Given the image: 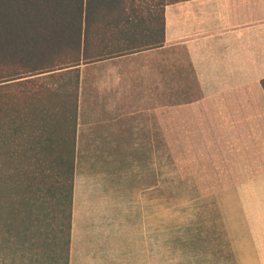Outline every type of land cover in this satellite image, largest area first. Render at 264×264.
Wrapping results in <instances>:
<instances>
[{"label":"crops","instance_id":"obj_1","mask_svg":"<svg viewBox=\"0 0 264 264\" xmlns=\"http://www.w3.org/2000/svg\"><path fill=\"white\" fill-rule=\"evenodd\" d=\"M148 12L150 18L155 14L154 8ZM160 20L159 29L139 31L146 49L124 55L147 59L125 68L131 78H117L110 68L108 92L98 99L96 93L83 114L81 101L77 150L85 133H92L85 126L103 128L96 143L105 150L120 144L115 140L124 131L139 149L146 129L164 145L166 126L175 133L176 126L193 124V132L184 133L211 136L207 150L232 151L249 161L244 165L264 167V0H169L164 30ZM163 37L164 44L155 47ZM168 48L182 51L199 94L183 105L172 104L171 117L164 104L163 52ZM91 65L100 69L97 62L82 66ZM97 82L106 79H90L80 67L81 98ZM177 108H183L182 117L175 115ZM77 168L78 152L70 264H264V190H220L209 196L217 206L173 213L169 223L188 229L174 230L166 248V208L76 207Z\"/></svg>","mask_w":264,"mask_h":264},{"label":"trees","instance_id":"obj_2","mask_svg":"<svg viewBox=\"0 0 264 264\" xmlns=\"http://www.w3.org/2000/svg\"><path fill=\"white\" fill-rule=\"evenodd\" d=\"M143 6L0 0V264H70L80 67L143 50Z\"/></svg>","mask_w":264,"mask_h":264},{"label":"rangeland","instance_id":"obj_3","mask_svg":"<svg viewBox=\"0 0 264 264\" xmlns=\"http://www.w3.org/2000/svg\"><path fill=\"white\" fill-rule=\"evenodd\" d=\"M157 1L149 0L150 3L155 4V14L151 18L148 9L143 6L147 12L144 13L145 22L139 26L138 31L148 26L160 28L161 7L157 5ZM167 1L169 0H165ZM132 20L137 21V18L132 16ZM115 49L116 46L112 47V50ZM163 55L165 115L171 117L172 104L183 105L189 98H196L199 94L197 89L191 86L194 84L192 73L182 51L179 48H168ZM146 61L147 59L142 55L123 56L97 62L100 65L96 66H100V69L96 70L92 65L81 66V73L85 70L90 79L93 77L106 79L103 84L92 83L96 85L95 87L90 84V93L83 98H81V85L79 108L83 100L82 114L83 111L89 112L87 108H91V101L96 93L98 99L99 95H102L101 92H108L107 79L112 73L109 71L110 68H115L113 71H117V78L128 80L131 75L125 68ZM54 81L59 85L61 92H65L66 85L72 83L69 75ZM68 90H71V86ZM177 109L180 110L175 115L182 117L185 114L183 108ZM170 121L172 120H168ZM85 127L92 133L86 132L88 135L85 133L77 150L76 207H164L166 208V248L172 245L170 240L173 239L174 230L181 232L188 229L183 226L177 228L169 223L168 219L175 217L173 213H183L184 211L180 209L185 208L217 206L218 200L214 195L213 198L209 196L220 190H264V182H258L264 177L263 166H246L244 164L249 162L248 160L237 159L234 156L235 152L232 151L209 148L212 144H209L207 150L206 138L211 136L184 133L187 129L193 132L195 129L193 124L178 125L175 133L171 132L172 126H166V131L169 133L166 132L164 136V145L160 136L157 140L152 134V129H146V132L139 136L141 141L139 149H134V138L124 131L120 134L119 140L117 138L115 140L120 144H109L107 147L111 148L106 147L105 150L99 149V144L96 143L100 140L99 132L103 128L93 125ZM77 129H82L79 111ZM13 255L14 252L11 251L10 256L6 254V258H13ZM9 264H12V261Z\"/></svg>","mask_w":264,"mask_h":264}]
</instances>
